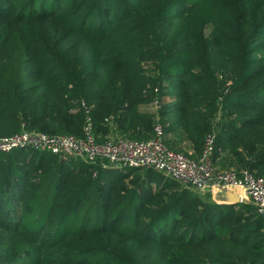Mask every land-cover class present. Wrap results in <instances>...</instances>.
<instances>
[{"label":"trees","instance_id":"1","mask_svg":"<svg viewBox=\"0 0 264 264\" xmlns=\"http://www.w3.org/2000/svg\"><path fill=\"white\" fill-rule=\"evenodd\" d=\"M87 119L264 178V0H0V138ZM72 160L0 153V264H264L250 203Z\"/></svg>","mask_w":264,"mask_h":264},{"label":"built area","instance_id":"2","mask_svg":"<svg viewBox=\"0 0 264 264\" xmlns=\"http://www.w3.org/2000/svg\"><path fill=\"white\" fill-rule=\"evenodd\" d=\"M153 108H158L157 102ZM87 121L84 138L22 132L0 138V153L32 149L87 164L99 163L105 169L149 168L201 195L214 197L219 189H232L239 199L249 202L257 214L264 217V178L247 170L216 169L212 159L213 134L207 135L202 156L191 159L165 146L160 125L155 127L154 137L148 141L118 138L97 143L92 125L89 119Z\"/></svg>","mask_w":264,"mask_h":264},{"label":"water","instance_id":"3","mask_svg":"<svg viewBox=\"0 0 264 264\" xmlns=\"http://www.w3.org/2000/svg\"><path fill=\"white\" fill-rule=\"evenodd\" d=\"M216 201L222 203V204H231V205H237L241 203H245L244 200L239 199L234 190L232 189H219L216 192Z\"/></svg>","mask_w":264,"mask_h":264},{"label":"rangeland","instance_id":"4","mask_svg":"<svg viewBox=\"0 0 264 264\" xmlns=\"http://www.w3.org/2000/svg\"><path fill=\"white\" fill-rule=\"evenodd\" d=\"M70 165L73 166V167H82V166H85V163L81 160H72L70 161ZM133 169H139V168H129V167H125L123 169H118L116 168V170L114 171H119V172H122V173H128V172H131ZM154 171V170H153Z\"/></svg>","mask_w":264,"mask_h":264},{"label":"crops","instance_id":"5","mask_svg":"<svg viewBox=\"0 0 264 264\" xmlns=\"http://www.w3.org/2000/svg\"><path fill=\"white\" fill-rule=\"evenodd\" d=\"M216 196V195H215ZM212 197V199L217 203V204H222V203H220V202H218V201H216V197ZM247 203H249V202H247Z\"/></svg>","mask_w":264,"mask_h":264}]
</instances>
